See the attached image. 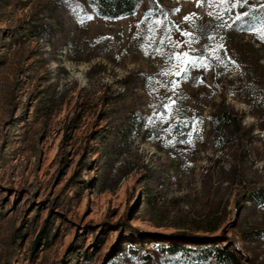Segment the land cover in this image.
I'll return each mask as SVG.
<instances>
[{"label":"rangeland","instance_id":"374dc122","mask_svg":"<svg viewBox=\"0 0 264 264\" xmlns=\"http://www.w3.org/2000/svg\"><path fill=\"white\" fill-rule=\"evenodd\" d=\"M251 4H258L257 0ZM48 7L43 0H0V264H111L130 245L145 253L176 231L196 233L197 227L206 225L212 209L218 229L204 235L233 237L250 264H264V241L244 244L239 238L240 231L264 229V209H237L234 199L240 191L225 189V184L220 191H202L200 185L206 157H222L219 167L224 170L231 162L226 150L202 143L205 120L222 95L244 114L243 124L253 129L245 181L264 183L261 133L245 97L236 92L240 71L226 44L228 26L220 27L222 21L207 14L215 9L197 7L196 0H167L162 7L169 26L177 25L197 37L198 26H213L211 44H222L220 53L224 51L228 61L235 62L196 70L204 83L192 87L188 78L178 89L182 98L177 104L183 111L177 121L202 119L199 137L193 133L191 144L172 153L151 142H136L115 166L141 167L143 162L146 168L136 169L114 190L100 191L95 177L101 160L90 139L104 125L98 122L108 109L103 101L115 92L128 101L136 96L145 124L151 126L148 117L153 106L172 95L162 85L178 79L160 75L168 54L190 49L183 44L173 49L167 40L161 45L163 28L148 31V21L141 23L149 13L146 0L132 16L106 20L90 14L93 19L84 23L79 22L83 16L70 11L53 12L52 21ZM239 10L225 15L229 25ZM191 13L196 18L185 23L183 17ZM162 14L154 13L152 19H163ZM38 23L51 24V38L37 39L28 33V25ZM209 30L207 26L203 33ZM170 36L172 43L186 39L175 29ZM235 37L241 45H252L264 66V47L247 34ZM203 46L193 44L192 54L199 55ZM157 47L164 55L156 54ZM130 73L138 74V85L123 93L120 82ZM148 77L155 78L153 86L159 89L151 95ZM83 98L88 104L78 109ZM181 131L188 132L190 127L174 123L173 135ZM160 145L169 144L161 141ZM94 215H100L103 223H95ZM44 225L47 229L40 236ZM130 229L144 236H135Z\"/></svg>","mask_w":264,"mask_h":264},{"label":"trees","instance_id":"16d2710c","mask_svg":"<svg viewBox=\"0 0 264 264\" xmlns=\"http://www.w3.org/2000/svg\"><path fill=\"white\" fill-rule=\"evenodd\" d=\"M49 6V18L53 21V12L70 11L77 16L95 14L106 20H116L126 18L136 13L142 0H43ZM148 11L152 14L163 13V3L167 0H146ZM79 5V7H77ZM248 7L259 8V4L245 5ZM260 15L259 12L252 13L243 21L235 24L231 23L225 31V39L232 58L238 63L240 78L237 81V93L245 97L247 106L257 121V128L261 133L260 142L264 149V66L259 62L261 57L249 43L241 45L240 40L235 36L247 34L254 41L264 47V41L257 38L252 30L253 25H259L260 21L253 17ZM34 26V27H33ZM28 25L27 31L32 37L37 39H49L53 35L51 24L38 23L37 25ZM209 27V32L203 33V28ZM213 26L207 23L198 26V37L200 44H211L207 40L212 36ZM12 40H15L14 37ZM67 46V45H65ZM242 47L247 49H241ZM68 48H70L68 46ZM241 49V50H240ZM221 57L227 62L225 52L220 53ZM198 71L193 70L190 73V85L197 86L194 78L198 77ZM137 73L128 74L121 82L123 93L126 92L132 84L137 86ZM135 82V84L133 83ZM136 88V87H135ZM121 93H113L103 101L104 108L98 122L103 123L98 131H95L90 140L95 141L93 146L94 154L98 156L96 184L100 191L114 190L119 183L136 169H144L146 166L141 163V167L134 164L121 163L122 157L129 147L136 142H151L157 149H165L174 152L177 149L185 148L188 144L176 143L175 146L163 143L169 140L187 139L186 136L164 135L166 124H145V114L142 111L140 99L134 96L130 100H124ZM87 99L77 103V108L81 109L87 106ZM85 108V107H84ZM87 108V107H86ZM244 114L238 112L227 103L224 95L220 100L213 104L208 117L205 120L207 125L204 131L203 145H214L219 150H226L230 157L229 169L224 170L219 167L222 157H206L207 165L202 167L200 174V185L202 191H220L222 185L225 189L240 191L235 195L234 204L237 209H264V183L260 185H250L246 180V164L251 152L249 147L254 142L255 137L252 134V127H246L243 124ZM76 120H80L78 117ZM96 126V125H95ZM190 127V126H189ZM139 155V154H138ZM254 163V161H251ZM149 178H152L149 175ZM223 190V188H222ZM206 217V225L197 227L196 233L176 231L164 237L163 240L156 242L150 252L139 253L133 245L125 249L124 253L116 258L111 264H250L246 255L238 248L236 240L233 237L219 239L217 237H208L204 234H213L218 229V217L216 212L210 211ZM103 223V219L99 224ZM47 226H42L40 236H43ZM131 234L141 237L144 233L134 229L129 230ZM201 234V235H200ZM16 238V234L13 236ZM240 241L244 244L263 242L264 229H250L239 232ZM225 244L221 247V243ZM234 247V250L230 249ZM126 258H129L127 261Z\"/></svg>","mask_w":264,"mask_h":264},{"label":"snow or ice","instance_id":"6c2138e0","mask_svg":"<svg viewBox=\"0 0 264 264\" xmlns=\"http://www.w3.org/2000/svg\"><path fill=\"white\" fill-rule=\"evenodd\" d=\"M259 4V8L248 7L246 10L242 12H235L234 17L232 18V23L235 24L238 21H243L246 17H249L254 12H259L260 15L253 17V19H257L260 21L259 25H253L252 30L254 34L257 35V38L261 41H264V0H257ZM197 7H206L209 9H215L214 12L209 11L207 14L210 16H214L215 19L222 21L219 25L220 27L231 25L228 24V21L225 20V15L228 13H232L234 9L240 8L244 9L245 5H250L251 0H196ZM79 7V5H77ZM179 12V9L175 10ZM152 13H146L144 20L148 21L147 28L149 32L154 30H159L163 28L164 34L160 38L159 43L163 45L165 41H168L169 47L173 49H178L181 45H186L190 51H172L168 54L166 60V69L160 73V75L166 77H178V79H169L165 84L162 85L168 92H171V96H165L162 98V103L158 106H153V114L148 117L149 125H152L155 121H159L161 124H167L168 127L164 129V131L168 132L169 135H173V124L178 123L180 127L187 128L190 126V131L188 132H177L176 135L186 136L187 139L181 140H169L168 144L170 146H175L176 143L182 144H191L193 142V133H196L197 137H199V125L203 123L202 119L197 117H193L191 121L188 120H179L177 121V117L179 113L183 111L177 104V101L182 97L179 95L178 89L182 83L188 80V74L192 70H200L209 71L211 68L219 65V64H234V61H225L223 57L220 55V50L223 48L222 44H206L200 49L199 55L192 54L191 48L193 44H199L200 38L195 35L194 32L185 31L180 29L177 25L169 26L167 21V13H163V19H152ZM196 18V13H191L188 16L183 17V21L185 23H191ZM93 17L90 15H85L80 18L79 22L84 23L85 20H92ZM155 26V27H154ZM139 27V25H137ZM175 29L180 33L181 36L185 37L184 41H177L172 43L170 33ZM151 39V38H150ZM215 37L208 36L207 40L212 41ZM157 55H164L161 48L157 47L155 49ZM145 55H149V52L145 50ZM226 55V53H225ZM214 59L216 64L209 63V60ZM148 87L150 89L149 94H153L158 91V88L153 86L155 82L154 77H148ZM197 83L203 84L204 81L202 78H194ZM186 98V97H183Z\"/></svg>","mask_w":264,"mask_h":264},{"label":"bare ground","instance_id":"6f19581e","mask_svg":"<svg viewBox=\"0 0 264 264\" xmlns=\"http://www.w3.org/2000/svg\"><path fill=\"white\" fill-rule=\"evenodd\" d=\"M92 218H93L95 223H99L102 219V217L100 215H94Z\"/></svg>","mask_w":264,"mask_h":264}]
</instances>
